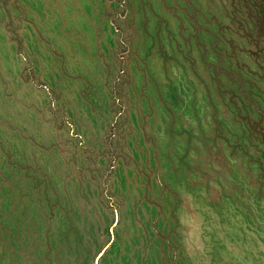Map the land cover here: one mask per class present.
I'll return each mask as SVG.
<instances>
[{
	"label": "rangeland",
	"instance_id": "374dc122",
	"mask_svg": "<svg viewBox=\"0 0 264 264\" xmlns=\"http://www.w3.org/2000/svg\"><path fill=\"white\" fill-rule=\"evenodd\" d=\"M0 264H264V0H0Z\"/></svg>",
	"mask_w": 264,
	"mask_h": 264
}]
</instances>
